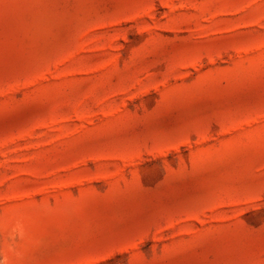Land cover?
Returning <instances> with one entry per match:
<instances>
[{"label": "rangeland", "instance_id": "374dc122", "mask_svg": "<svg viewBox=\"0 0 264 264\" xmlns=\"http://www.w3.org/2000/svg\"><path fill=\"white\" fill-rule=\"evenodd\" d=\"M6 264H264V0H0Z\"/></svg>", "mask_w": 264, "mask_h": 264}, {"label": "clouds", "instance_id": "9594fccd", "mask_svg": "<svg viewBox=\"0 0 264 264\" xmlns=\"http://www.w3.org/2000/svg\"><path fill=\"white\" fill-rule=\"evenodd\" d=\"M0 264H6V258H0Z\"/></svg>", "mask_w": 264, "mask_h": 264}]
</instances>
